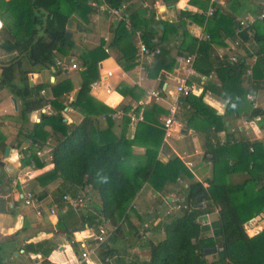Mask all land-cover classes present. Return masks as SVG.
Instances as JSON below:
<instances>
[{
    "label": "trees",
    "instance_id": "trees-1",
    "mask_svg": "<svg viewBox=\"0 0 264 264\" xmlns=\"http://www.w3.org/2000/svg\"><path fill=\"white\" fill-rule=\"evenodd\" d=\"M88 0H10L0 4L2 22L0 34V50L5 53H15L7 64L0 67V90L7 91L13 98L20 101L19 116L27 120L29 113L49 105L57 116L40 115L39 122L26 135L28 145L20 153L23 165L35 164L40 167L36 157L37 146L44 142L48 134L44 131L49 127L51 132L58 134V140L50 151L52 169L34 179L37 185L44 187L53 181H60L58 205V219L56 231L70 236V230L76 232L82 229L76 225V219L68 216L73 213L67 209L61 214L60 202L62 193L73 197L78 190L89 188L99 201L98 214L92 217H82L79 224H87L96 231L101 220H106L113 233L119 230L118 223L128 222L126 212L130 201L135 197L142 185L147 184L156 193L163 194L166 187L177 181L186 183L184 201L194 207L192 211L181 212L177 217L161 225L163 238L156 242H148L145 247L148 251L147 260L139 264H264V228L254 236L248 237L244 231V224L264 211V150L260 142L234 139L231 150L235 153V160L229 162L225 146L219 145L216 134L226 129L225 122L231 117L238 118L242 113V106L248 95L244 87V75L248 66L244 60L236 59L229 62L226 57L210 61L212 45H221L225 38L233 39L234 27L237 24L229 16L213 9L212 15L205 19L203 15L187 16L188 20L203 25L205 39L196 40L182 32L179 49L194 54L192 70L204 77L212 73L218 82V88L205 86L203 91H209L221 101L225 102L222 114L202 101V93L195 97L188 94L181 99L182 107L187 112L184 123L186 128H193L203 135V161L211 156L210 176L205 180L206 188L198 182H192V175L175 156L165 163L152 161L148 154L135 159L130 163L129 149L139 140L148 142L146 149L157 151L163 132L150 130L147 112H142V120L135 126L133 138L128 140L125 129L129 119L123 118L119 136L112 133L113 123L109 115L112 109L100 104L92 107L86 102H71L68 104L80 115V122L69 128L62 121L60 113L64 104V95L72 89L68 80L55 84L29 86L28 75L38 73L44 69L58 70L57 57H68L73 49L72 42L64 38L66 24L72 13H79L80 7ZM97 4L105 3L111 8H119L129 0H94ZM233 1V0H232ZM238 0L234 1L236 3ZM6 13L8 16H6ZM6 17V18H5ZM134 16L128 14L130 22ZM205 20V22H204ZM8 21V22H7ZM162 26L159 41L176 32L171 24L160 23ZM177 28V27H176ZM264 29V14L261 20L256 21L251 30ZM138 30H126L123 21L115 24L111 40L107 46L117 51L123 61L120 68L127 71L132 68L134 49L132 34ZM157 28H144L143 42L148 49H154L157 44H151L149 39L156 36ZM245 34V30L241 31ZM262 37V35H260ZM260 37L256 38L259 41ZM263 39V38H262ZM104 42L100 40L94 50L87 51L88 59L81 63V89L89 90L91 82L98 79L97 63L106 58L102 50ZM98 52L100 55H97ZM152 72L155 76L160 70L170 72L173 60L168 52L161 49L153 57ZM249 81L253 89H264V53L256 56L250 70ZM50 100H44L39 94L46 88ZM114 98V97H113ZM135 114L138 108L134 110ZM248 119L262 118L264 113L260 109H252L247 114ZM103 117V121H100ZM100 123L104 126L101 127ZM148 131V133L145 132ZM215 138V139H214ZM214 139V140H213ZM4 150V139L0 134V151ZM167 169L171 175L163 170ZM196 189L199 191L196 192ZM202 196L198 203L195 198ZM39 199L43 194L37 195ZM215 209L216 219L210 225L201 226L196 222L197 217L212 214ZM72 219L70 223L69 220ZM72 233V234H73ZM71 234V235H72ZM111 239V237H109ZM75 251L78 240L70 241ZM1 248V247H0ZM215 249L212 255H204L203 250ZM53 250L49 242L26 244L23 251L47 258ZM114 250L109 246H102L98 251V258L103 260L113 256ZM0 249V263L3 259ZM212 258L208 259L207 257ZM2 258V259H1Z\"/></svg>",
    "mask_w": 264,
    "mask_h": 264
},
{
    "label": "crops",
    "instance_id": "crops-1",
    "mask_svg": "<svg viewBox=\"0 0 264 264\" xmlns=\"http://www.w3.org/2000/svg\"><path fill=\"white\" fill-rule=\"evenodd\" d=\"M9 1L0 0V4ZM234 1L236 0L127 1L123 4V16L126 20L123 21L124 26L128 32H130L131 27L137 28L138 30L131 37L132 47L135 51L134 65L127 71H123L120 68V64L123 61L122 57L113 48L107 46L111 40L112 32L117 21L115 22L109 16L98 12L96 7L102 4L106 5L105 3L97 4L94 0H88L85 5L80 7L81 14L72 13L66 24V32L70 34L69 40L73 45L71 54L65 58L57 57L59 61H64L67 64L70 62L73 63L76 69L68 72H62L59 69H44L38 73L29 74L28 81L31 86L47 85L48 83L53 85L63 80H68L71 83L72 89L64 95L63 100L65 106L60 113L62 121L68 130L77 125L82 118L75 109L68 106L71 102H86L92 107L102 104L112 109L113 112L122 111L123 116L120 119H110L113 123L112 133L115 136H119L122 128V120L123 118H128L129 125L126 127L124 133V136L128 140L133 138L135 126L138 122H141L142 112L146 111L150 121L147 125L151 127L150 130L157 129L163 132L161 144L157 151H151L146 149L147 141L143 139L139 140L137 144L132 145L129 149L130 163H133L135 159H138L144 154H148L152 161L156 160L162 163H165L170 157L175 156L194 179L201 184L199 178H208L207 171L210 170L208 156H206L204 161L202 159L203 135L191 127L186 128L184 121L188 114L184 107H182V97L176 93L175 88L178 81L183 80L187 86L193 88L194 93L191 95L198 97L203 92L202 101L214 109L216 113L222 114L226 104L209 91H203V88L208 85L213 88H218V82L215 76L212 73L207 77L201 76L192 70L191 65L184 62L187 57L194 56V54H189L179 49L182 32L196 40L206 38L203 27L204 23L198 25L189 21L187 16L203 15L207 19L209 17L205 15V11L208 7H212L232 18L236 24L238 21L244 22V26L234 27L233 39L225 38L221 41V45H212L210 61L215 62L216 59L221 57H226L228 60L230 58L244 60L248 66L244 75L245 82L243 84L248 89L245 102L251 103L252 108L260 109L264 113V103L262 107L258 103H255L257 98H263V89L251 88L250 86L253 83L249 81L250 70L255 62L256 56L264 53V29L262 28L258 31L251 30V26L256 21L261 20L259 19V15L262 12L264 13V0H238L237 5ZM0 13L4 16V11L0 10ZM128 14L135 17L130 22L127 19ZM6 16H8L7 13ZM160 23L171 24L176 29V32L169 34L163 42L159 41L162 31ZM1 26L2 22L0 21V30ZM144 28L158 29L155 32L156 36H153V39H149V41L153 45L157 44L155 48L159 52L161 49H165L168 52V57L174 62L170 72L160 70L155 76L151 77L149 75L148 70L152 72L153 57L156 55H140L137 49L138 43L142 42L145 44L143 39L146 37L142 36V30ZM242 30H245L244 35H241ZM258 37L260 39L256 41ZM2 38L0 34V42ZM100 40L104 42L101 47L102 50H107L106 53L104 52L106 58L97 63L98 79L91 82L88 86L89 90L85 92L80 87L81 78L79 72L82 70L81 63L84 59H88L87 51L94 50ZM15 56V53H5L0 50V67L7 64ZM188 70L192 71L191 75H187ZM262 81H264V75ZM41 91H43L42 95L40 94ZM41 91L39 94L44 100H50L47 86ZM151 92L158 94V96H151ZM11 98L13 97L7 91L0 90V134L4 139V149L5 147L9 148L6 157L3 156L4 150L0 151V162L2 163V166H0V249L2 253L13 254L12 257L14 258L21 256L24 264H61L56 259L57 253L62 252L65 249V245L73 241V236L71 235L73 233L72 230H70V236L66 237L64 234L57 232L55 227L58 219V205L56 200L62 184L60 181H53L42 187L34 181L36 177L52 169L50 151L59 138L58 134L52 133L49 127L44 128L48 137L37 146V151L40 153L36 157L39 158L40 167H36L34 163L31 165H23L20 161V151L24 150L28 145L26 135L39 122L40 115H57L49 105H45L41 109L29 113L27 120L23 121L19 116L20 101L13 98L15 101V107H13ZM173 104H176L177 108L174 115V123L167 130V135H165L162 122L167 116L169 107ZM136 108H138V112L135 114L134 110ZM243 113L244 111L242 110L238 118L231 117L227 120L225 122L226 129L216 134L219 145L227 142L225 147L229 149L227 152V160L229 162L235 160V153L231 150V147L234 146V139H232L234 130L242 132L241 130L245 129L248 133L245 140L248 142H260L264 150V133L262 132L264 127L256 125V122L262 118L264 119V117L246 119V117L244 118L242 116ZM137 116L141 120L132 122L131 118ZM100 119V121H103L102 117ZM243 121H247L250 124L243 127ZM100 126L103 127L104 124L100 123ZM180 130L184 131V133H181ZM145 132L148 133L147 130ZM194 168L199 172L197 173L199 178L198 175L192 172ZM163 171L171 175V172L167 169ZM179 182L183 183L181 181ZM23 186L33 194H43L40 203L41 217H37L33 209L24 206L20 201L16 200V192L25 190L22 189ZM185 187L186 185L183 184L182 188L184 189ZM83 193H88V197H85L88 200L87 212L76 214L69 206L62 202H60V212L64 214L67 209L73 212L68 216L76 219V225L82 228L74 233L76 234L74 235V239L81 240V242H84L88 247L92 248V237L96 231L88 227L87 224H79V219L81 220L82 217L87 216L96 217L100 206L95 194L87 187L78 190L74 196L78 194L82 195ZM172 194L174 193L169 194L167 190L163 194H159L153 191L149 185H142L135 197L130 201V207L126 212L128 222H119V230L113 233L116 236V244L113 240L107 241L108 246L114 250V259H109L108 263H104L103 260L98 258L97 253L99 249L92 255L89 254L88 258L82 262L79 259V251L76 249V261L72 263L70 260L69 264H139L147 260L148 251L145 245L148 242L155 244L163 238L161 225L167 222H163V216L166 215V212L163 213L162 211L164 208L167 211L169 205L175 201L172 199ZM62 195L70 196L68 193H62ZM143 197L147 201L154 198L151 203V207L152 205L156 206L155 208L153 207L154 213L153 215L150 213L146 215V221L141 224V231L137 229L132 235H127V233H130L129 229L132 225H135L132 222V218H130L133 208L132 205H135V208L141 211L143 209ZM151 207L150 210L152 211L153 209ZM48 208L55 210L54 216L48 214ZM216 211L217 209L212 214H208V218L209 215H216ZM69 221L71 223L72 219ZM245 225L250 228V231L245 232L248 237L257 234L264 228V211L245 223ZM154 235L157 239L152 240ZM144 237L146 240H144ZM40 242H49L53 245V250L47 258L23 251L26 244L34 245Z\"/></svg>",
    "mask_w": 264,
    "mask_h": 264
},
{
    "label": "built area",
    "instance_id": "built-area-1",
    "mask_svg": "<svg viewBox=\"0 0 264 264\" xmlns=\"http://www.w3.org/2000/svg\"><path fill=\"white\" fill-rule=\"evenodd\" d=\"M214 1V0H212ZM95 6V5H93ZM97 10L99 13L104 14L109 16L110 18L113 19V21H126L124 16H123V11H124V5H121L119 8H111L107 5H98ZM213 9L212 7H208L207 10L205 11V15L207 17H210L212 15ZM263 12L259 15V19H262L263 17ZM237 26L238 27H242L244 26V22L243 21H238L237 22ZM153 43V41H151ZM155 43V42H154ZM138 52L140 55H144V56H154L159 54V51L154 48V49H148L147 46L145 44H143L142 42L138 43L137 46ZM104 52L106 53L107 50L104 49ZM194 56H189L185 59V63L192 65ZM236 59L235 58H230L229 62H235ZM56 65L58 67V69L62 72H68L70 70H74L76 69V66L73 63H69L67 64L64 61H56ZM192 71L188 70L187 71V75H191ZM176 93L179 94L181 97H184L188 94H193V88L191 86H187L185 84V82L183 80L178 81V84L175 88ZM41 95L43 94V91H41L40 93ZM151 96L153 97H157L158 94L151 92L150 93ZM248 99L250 100V98L248 97ZM176 104H173L169 107L168 112H167V116L166 118L163 120L162 122V126L164 129V133L165 135H167V130L170 128V126L174 123V115H175V111H176ZM123 116L122 111H116V112H112L109 115V118L112 120H118ZM103 119V117H102ZM141 118L140 117H133L131 118V121H140ZM250 124L247 121H243L242 122V126L245 127L246 125ZM242 134L244 136H248V133L246 132L245 129L241 130ZM40 152H38L36 150V156L39 155ZM23 158L22 155H20V159ZM22 189H25V187L23 186ZM16 200L20 201L24 206H28L31 209L34 210V213L37 217H41L42 216V212H41V208H40V203H41V199L38 198V196L36 194H33L32 192H30L29 190H19L18 192H16ZM178 203L176 205L171 206L169 209L173 210V211H192L194 209V207H192L191 205H188L184 199H179L177 200ZM61 202L63 204H66L67 206H69L76 214H80L83 212H87L88 211V200L83 196V195H76L73 197L67 196V195H62L61 196ZM48 214L50 216H54L55 215V210L53 208H48L47 210ZM208 219V214H204L202 216L197 217L196 222L201 225H209V222L207 221ZM102 223L108 225V222L106 220H101ZM109 227V230L104 229L103 227H98V229L96 230L94 236L92 237V248L89 249V251L86 250L87 245L84 242L78 241V246H77V250L79 251V259L80 261L84 262L89 254H93L95 253V251L99 250L102 246H108V242L109 241V237L111 236V234H113L115 228L114 227ZM246 232V231H245ZM248 232V231H247ZM75 233V232H74ZM72 234L73 236V241L74 239V235L76 234ZM77 240V239H76ZM109 259H114L113 256L109 257V258H104L103 262L104 263H108Z\"/></svg>",
    "mask_w": 264,
    "mask_h": 264
},
{
    "label": "rangeland",
    "instance_id": "rangeland-1",
    "mask_svg": "<svg viewBox=\"0 0 264 264\" xmlns=\"http://www.w3.org/2000/svg\"><path fill=\"white\" fill-rule=\"evenodd\" d=\"M97 55H100V53L98 52V54ZM263 92H262V94H263V98L261 99H256L255 100V103H258V105L260 106V107H262L263 106V103H264V89L262 90ZM262 97V96H261ZM243 107V111H244V113L242 114V116L245 118L246 117V119H248V116H247V114H249L251 111H252V109H255V108H252V106H251V103H246L245 102V104L242 106ZM256 125H258L259 127H264V119L262 118L261 120H259V121H257L256 122ZM235 128V127H234ZM233 128V129H234ZM238 130V129H237ZM263 133H264V128H263V131H262ZM235 138H237L238 140H243V139H246V136H244L241 132H238V131H236V130H234V132H233V138L232 139H235ZM207 169H208V166H207ZM211 170V169H210ZM210 170H208L207 171V176L209 177L210 176ZM192 172L194 173V174H196V175H198L197 173H199V172H197V170L194 168V169H192ZM198 178H199V175H198ZM207 179V178H206ZM206 179H203V178H199V180L201 181V186H202V188H206V183H205V180ZM192 182L193 181H196L195 179H194V177L192 176V178L190 179ZM197 182V181H196ZM183 184H186V183H180L179 181H177L175 184H172V185H169V187H166V190H167V192H169V194L170 193H174V194H172L173 196H172V199L173 200H175L171 205H169V207H168V209H167V211H166V209L164 208L163 209V213L164 212H166L165 214L166 215H164L163 216V222L165 221V222H169L171 219H173V218H175V217H177L180 213H181V211L179 210V211H173V210H170L169 208L171 207V206H173V205H176L177 203H178V201L177 200H179V199H184V197H185V192L183 191L184 189L182 188V186H183ZM83 194H85V193H83ZM82 194V195H83ZM88 194V193H87ZM87 194H85L84 195V197H88V195ZM163 196V195H162ZM161 196V197H162ZM201 196V195H200ZM154 200V198L152 199H150L149 201H147L146 200V198H144L143 197V199H142V206H143V209L141 210V211H139L138 210V208H135V205H132L133 206V208H132V212H131V214H130V218H132V222L135 224V225H132V227L129 229V232L130 233H127V235H129V234H133V232H135V230H137V229H139L140 231H141V224L142 223H144L146 220V215L148 214V213H150V214H152L153 215V213H154V209H153V207L155 208L156 206L154 205H152V207H151V203H152V201ZM147 202H149V203H147ZM156 204V203H155ZM150 207L153 209L152 211L150 210ZM165 210V211H164ZM140 212V213H139ZM162 213V214H163ZM155 215V214H154ZM216 219V215H209V218L207 219V221L209 222V225H210V223L212 222V221H214ZM101 227H103L104 229H106V230H109V227H108V225H106V224H101L100 225ZM134 227H135V229H134ZM243 228H244V231H246V233H247V231H250V228H249V226H247V225H245V226H243ZM111 239H109V241H114V243L116 244V236L113 234H111ZM154 239H157L156 238V236L154 235L153 237H152V240H154ZM144 240H146V238L144 237ZM130 241H132V239H130ZM89 249H90V247H88L87 246V248H86V250L87 251H89ZM3 257V259L1 260V263L0 264H24L23 263V261H22V257L21 256H19L18 258H14V257H12L13 256V254L12 255H9V254H4V255H2ZM76 257H77V253H76V251H75V248L73 247V245L70 243H67L66 245H65V249L62 251V252H60V253H57V255H56V259H57V261L58 262H60L61 264H69V261L71 260V262L73 263H75V261H76ZM55 258V257H54ZM208 259H210V258H212L211 256H208L207 257ZM6 261V262H5Z\"/></svg>",
    "mask_w": 264,
    "mask_h": 264
},
{
    "label": "water",
    "instance_id": "water-1",
    "mask_svg": "<svg viewBox=\"0 0 264 264\" xmlns=\"http://www.w3.org/2000/svg\"><path fill=\"white\" fill-rule=\"evenodd\" d=\"M64 38H65L66 40H69V38H70V34H69L68 32H65V33H64ZM29 86H31L30 83H29ZM10 100H11V102H12L13 107H15V101H14V99L11 98ZM219 114H220V113L217 112V115H219ZM251 125H252V124H251ZM180 132H181V133H184V131H182V130H180ZM8 149H9V148L5 147L4 152H3V156H4V157L7 156V154H8ZM207 158H208V159H211V156H208ZM0 166H2V163H1V162H0ZM197 191H199V189H196V192H197ZM201 197H202V196H198L197 198H195V202L198 203L199 200L201 199ZM214 252H215V249H213V248H212V249H205V250H203V254H204V255H212Z\"/></svg>",
    "mask_w": 264,
    "mask_h": 264
}]
</instances>
